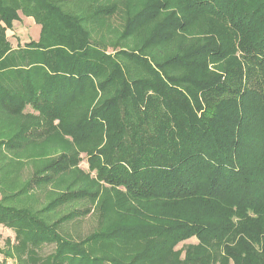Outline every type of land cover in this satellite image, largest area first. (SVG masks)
<instances>
[{
  "label": "trees",
  "instance_id": "1",
  "mask_svg": "<svg viewBox=\"0 0 264 264\" xmlns=\"http://www.w3.org/2000/svg\"><path fill=\"white\" fill-rule=\"evenodd\" d=\"M181 2L221 32L157 61L142 50L109 53L59 0H0V121L40 119L0 139V150L61 134L84 148L89 167L85 174L80 155L65 154L34 174L24 191L74 169L47 211L0 197V224L14 231L21 264H215V246L232 264H264V0ZM163 6L151 4L127 31ZM20 13L41 33L14 49L7 31ZM191 25L167 18L142 49ZM229 57L224 73H210L209 60ZM99 184L118 191L121 208L75 241L62 226L68 218L52 222L45 213L95 198ZM128 202L134 207L123 208ZM193 239L200 246L188 245L182 258L177 246ZM49 245L54 251L42 256Z\"/></svg>",
  "mask_w": 264,
  "mask_h": 264
},
{
  "label": "rangeland",
  "instance_id": "2",
  "mask_svg": "<svg viewBox=\"0 0 264 264\" xmlns=\"http://www.w3.org/2000/svg\"><path fill=\"white\" fill-rule=\"evenodd\" d=\"M62 8L67 12L81 16L83 26L89 36L109 53L120 52L121 50L136 51L142 50L150 59L164 61L166 58L178 54L179 45L194 47L198 44L207 43L214 33L221 32V26L212 18L204 16H190L181 0H59ZM164 5L155 18L145 21L133 31L128 32L127 26L135 17L149 9L151 4ZM114 8L111 15L102 16L99 12L105 8ZM188 18L192 25L184 31L175 33L173 40L156 44L150 49L143 50L142 47L148 42L154 31L167 18ZM15 27L14 34L8 33V38L13 45L20 41L31 42L36 40L40 28L26 34L25 25ZM41 33V32H40ZM38 34V35H37ZM39 40V39H37ZM230 63H234L229 57L221 63L208 61V70L212 74H222ZM186 73L180 69L175 72L176 76ZM33 114L32 111L27 110ZM34 116V115H33ZM36 117V116H35ZM40 122L38 118L31 115L17 119H7L0 121V139L11 138L17 134L22 126L33 128ZM65 154H79L81 171L85 174L89 172L87 163V153L84 148L78 147L71 142V139L61 134H51V136L29 141L23 145L18 152L0 150V197L15 198L21 205H27L33 211H39L47 207L55 199L68 191L73 180L74 169L70 172L56 176L49 184H44L33 190L24 188L28 181L39 170L44 169L54 159ZM24 191V195L19 193ZM95 198H86L80 201H68L66 204L57 205L54 209L45 213L52 222L59 219L68 218V222L63 224L68 235L75 240L81 241L92 233L106 227V214H112L118 206L121 196L118 191L110 189L105 184H99L93 191ZM10 197V198H9ZM134 207L130 202L123 205V208ZM46 209V208H45ZM47 211V209H46ZM75 211L86 212L83 214ZM73 213V214H72ZM78 214V215H77ZM109 222V221H108ZM108 225V224H107ZM9 231V232H8ZM11 232V233H10ZM188 245L200 246L196 239L187 241L177 246V251H181L184 258ZM15 233L7 227H0V264H21L24 258L16 250ZM207 247V246H203ZM55 246H45L41 252L46 256L54 251ZM209 248V247H208ZM216 253L215 264H232L225 258L224 251L219 246L210 247ZM6 252L7 255H6Z\"/></svg>",
  "mask_w": 264,
  "mask_h": 264
},
{
  "label": "crops",
  "instance_id": "3",
  "mask_svg": "<svg viewBox=\"0 0 264 264\" xmlns=\"http://www.w3.org/2000/svg\"><path fill=\"white\" fill-rule=\"evenodd\" d=\"M23 25H25V27H27L26 28V34L28 35V33H31L32 31L34 32L35 31V29H38V28H40V31H39V35H40V32H41V26L40 25H38V24H36V22H35V20H34V18L32 19V18H28V17H25V16H23V14L22 13H20V19H19V21H15V22H13V28H12V30H8L7 31V36H8V33L9 32H11L12 34H14V30H15V27H19V26H22V27H24ZM38 35V34H37ZM9 39V38H8ZM37 39H39V36L37 37ZM36 39V40H37ZM35 40V39H34ZM33 40V41H34ZM11 41V40H10ZM11 43H12V41H11ZM26 43H28V42H24L23 41V43H22V41H20V43H18L16 46L15 45H13V43H12V45H13V48L14 49H16V48H18L20 45H24V44H26ZM0 227H3L1 224H0ZM13 231V230H12ZM9 232V231H8ZM14 232V231H13ZM11 233V232H10Z\"/></svg>",
  "mask_w": 264,
  "mask_h": 264
}]
</instances>
